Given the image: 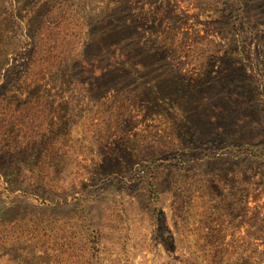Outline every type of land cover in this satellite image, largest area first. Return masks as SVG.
Returning a JSON list of instances; mask_svg holds the SVG:
<instances>
[{
    "label": "rangeland",
    "instance_id": "rangeland-1",
    "mask_svg": "<svg viewBox=\"0 0 264 264\" xmlns=\"http://www.w3.org/2000/svg\"><path fill=\"white\" fill-rule=\"evenodd\" d=\"M0 264H264V0H0Z\"/></svg>",
    "mask_w": 264,
    "mask_h": 264
}]
</instances>
